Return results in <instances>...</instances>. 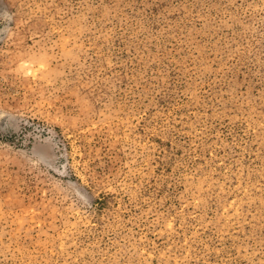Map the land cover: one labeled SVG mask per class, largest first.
I'll list each match as a JSON object with an SVG mask.
<instances>
[{
	"label": "rangeland",
	"instance_id": "obj_1",
	"mask_svg": "<svg viewBox=\"0 0 264 264\" xmlns=\"http://www.w3.org/2000/svg\"><path fill=\"white\" fill-rule=\"evenodd\" d=\"M0 264H264V0H0Z\"/></svg>",
	"mask_w": 264,
	"mask_h": 264
}]
</instances>
